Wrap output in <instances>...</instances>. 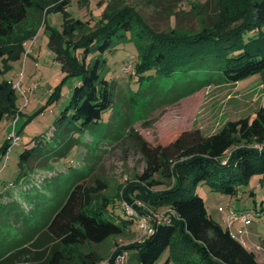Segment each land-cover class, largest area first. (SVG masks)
I'll list each match as a JSON object with an SVG mask.
<instances>
[{
    "label": "trees",
    "instance_id": "trees-1",
    "mask_svg": "<svg viewBox=\"0 0 264 264\" xmlns=\"http://www.w3.org/2000/svg\"><path fill=\"white\" fill-rule=\"evenodd\" d=\"M149 1L162 15L170 17L178 15L176 4L182 0ZM67 2L0 0V59H16L24 54V43L34 37L44 13L63 11ZM221 3H192L190 12L198 17L200 27L183 32L175 27L157 30L133 6H114L112 13H103L97 29L83 33L79 62L68 56V48L62 49L60 45L68 42L67 36L74 28L83 26V21L66 22L63 37L52 32L49 43L57 45L64 55V66L77 76L71 98L60 116L62 131L57 146L65 149L60 154L75 144L74 132L99 125L108 110L112 113L102 136L118 138L130 127L133 110L129 105L124 112L115 109L117 85L105 76V53L120 43L133 42L136 48L133 73L129 75L137 84L136 96L132 98L143 99L139 107L144 111L160 99L174 101L211 83L238 81L264 71V0H238L237 4L230 0L225 6L236 4L238 15L228 26H222L225 9L222 10ZM14 89L13 84H0V120L6 112H18ZM51 92L55 94V89ZM136 137L145 167L137 175L136 183L125 191L124 202L137 210L135 216H142L146 208L167 209L162 218H150L149 234L115 250L107 264H115L116 255L123 250L128 261L122 264H154L166 252L163 264H264L227 226L209 214L203 198L193 190L204 180L216 190L234 194L239 182L248 183L254 174L264 176L263 105L252 117L227 120L213 133L203 134L199 128L183 130L164 144H151L139 135ZM53 143L49 140L32 150L26 149L21 159L28 162L41 155L48 163ZM9 147L7 141L0 154ZM86 173H71L63 183L60 197L50 209L41 211L46 217L39 226L29 222L17 237L0 244V264H65V248L100 244L125 231L133 218L116 219L107 212L106 200L99 209H90L105 184L97 180L95 186L83 185ZM22 176L24 172L19 173L17 180ZM132 195L144 207L136 205ZM100 262L101 258L88 249L82 251L75 264Z\"/></svg>",
    "mask_w": 264,
    "mask_h": 264
},
{
    "label": "rangeland",
    "instance_id": "rangeland-1",
    "mask_svg": "<svg viewBox=\"0 0 264 264\" xmlns=\"http://www.w3.org/2000/svg\"><path fill=\"white\" fill-rule=\"evenodd\" d=\"M113 1L102 0V4H98L99 0H68L63 11L44 13L40 29L24 44V54L16 59L7 56L0 59V84L18 83L20 87L18 89L15 86L13 93L17 114L6 112L0 120V148L7 141L10 143L7 151L0 154V244L17 237L29 222H36L34 225L39 226L46 217L41 211L50 209L56 198L60 197L64 181L74 171H84L87 176L81 181L83 185L95 186L97 180L105 184V188L95 195L90 209H99L103 200H106L107 212L116 219H133L122 234L109 237L100 244L88 243L82 247L65 248L64 253L68 258L65 264L77 263L78 256L88 249L101 258L99 264H107L108 257L115 250L146 236L138 226V218L133 215L137 210L124 202L125 191L136 183L137 175L145 167L137 149L136 136L139 135L151 144H164L183 130L199 128L203 134H209L219 130L227 120L252 117L259 106H264L262 71L238 81L211 83L174 101L160 99L157 105L144 111L139 107L143 99L134 101L132 98L136 96L137 84L131 75L122 71L126 59L130 55H137L136 48L133 42L120 43L105 53L108 69L105 76L117 85L115 109L124 112L129 105L133 110L130 127H126L118 138L102 136L112 113L108 110L103 113L99 125L83 132H74L73 138H77L75 144L66 153L60 154V151H65L57 146L62 131L60 116L71 98L77 76L71 68L64 66L65 58L60 54L61 50L56 48L57 45L51 46L49 43L52 32L56 31L54 33H60L63 37L66 22L77 19L83 21V26L74 28L67 36L68 42L60 45L62 49L68 48V56L79 62L82 59L79 43L83 33L97 29L103 13H112L114 6H133L157 30L175 27L183 32L195 31L200 27L198 17L190 12V8L192 3L206 0H182L176 4L178 15L170 17L162 15L149 0ZM231 1L236 4L238 2ZM221 2L222 10L225 9L222 13V26H228L238 15L236 4L225 6L230 0ZM32 78L36 87L30 94L25 92L29 99L25 103L22 90H26ZM54 89L55 94H52ZM12 133L18 135L17 141L12 138L9 140ZM49 140L54 143L48 153V163H45L41 155L32 157L28 162L21 159V153L26 149L32 150L33 146L39 147L42 142ZM20 172H24V176L17 180ZM193 190L203 198L209 214L224 226L227 205L250 212L246 224L236 226L235 222L230 229L237 230V236L243 237L247 243L249 236H264L263 175L254 174L248 183L239 182L234 194L216 190L204 180L199 181ZM132 198L136 205L144 207L141 200L133 195ZM166 209L146 208L147 212L139 217H144L151 224L150 218H162ZM241 230L245 232L241 233ZM124 251L119 252L115 259ZM164 259L162 256L154 264H163Z\"/></svg>",
    "mask_w": 264,
    "mask_h": 264
},
{
    "label": "built area",
    "instance_id": "built-area-1",
    "mask_svg": "<svg viewBox=\"0 0 264 264\" xmlns=\"http://www.w3.org/2000/svg\"><path fill=\"white\" fill-rule=\"evenodd\" d=\"M134 63H135V57L134 55H130L126 61L123 63L122 66V71L130 74L133 73V67H134ZM14 87L16 86L18 89H20V87L17 84H13ZM36 87V83L34 81V79H31L30 84L28 85V87L26 88V90H22L23 95L25 96V103H28V97L25 95V92L28 91V93L30 94ZM13 141H17L18 140V135H16L15 133H12L10 136ZM228 209L226 210L225 214V222H226V226L230 229V227L235 223V222H239L242 224H246L250 218V212L245 211V210H236L234 208H232L231 206H227ZM131 214H133V212H131ZM133 215H136L135 213ZM138 218V226L139 228L142 229L143 234L147 235L152 231V227L150 224L147 223V220L144 217H139L136 216ZM244 233L245 231L241 230V233ZM242 241V240H241ZM244 241H242L243 243ZM127 258V252L124 251L122 252L120 255L117 256V258L115 259V264H122Z\"/></svg>",
    "mask_w": 264,
    "mask_h": 264
},
{
    "label": "crops",
    "instance_id": "crops-1",
    "mask_svg": "<svg viewBox=\"0 0 264 264\" xmlns=\"http://www.w3.org/2000/svg\"><path fill=\"white\" fill-rule=\"evenodd\" d=\"M39 29H40V27L38 28V30ZM227 206H230V205H227ZM220 217H221V219H223L222 215ZM220 224L222 226H224L222 222ZM236 224H237L236 226L240 225L239 222H237ZM232 227H233V225L230 227V229ZM230 231L235 237H237L238 239L244 241L243 244L245 245V247L255 253L256 258H257L258 261H263L264 260V236H262V235L260 237L259 236H251V237L249 236L248 237V241L249 242L247 243L246 240L243 237H241L240 235H239V237L237 236V230H235L236 232L234 230H230ZM163 257H165V255H163ZM159 264H160V262H159ZM169 264H173V263L170 262Z\"/></svg>",
    "mask_w": 264,
    "mask_h": 264
}]
</instances>
